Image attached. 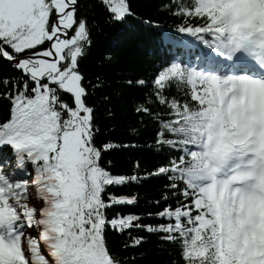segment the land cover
<instances>
[{
  "label": "snow or ice",
  "instance_id": "1",
  "mask_svg": "<svg viewBox=\"0 0 264 264\" xmlns=\"http://www.w3.org/2000/svg\"><path fill=\"white\" fill-rule=\"evenodd\" d=\"M101 3L109 24L132 15L128 0ZM162 10L178 21L161 31L171 59L126 86L144 90L134 114L164 163L143 179H165L164 194L146 217H110L139 201L110 190L142 178L103 163L121 146L97 143L89 101L106 85L81 69L96 25L80 0H0V61L15 73L0 77V264H137L121 255L148 242L134 231L175 245L171 264H264V0Z\"/></svg>",
  "mask_w": 264,
  "mask_h": 264
},
{
  "label": "trees",
  "instance_id": "2",
  "mask_svg": "<svg viewBox=\"0 0 264 264\" xmlns=\"http://www.w3.org/2000/svg\"><path fill=\"white\" fill-rule=\"evenodd\" d=\"M128 2L132 15L121 24H109L108 13L101 0H80L81 15H87L89 23L96 25L92 30L94 46L82 62L81 69L93 80L96 76L101 77L106 85L89 101L97 109L96 124L100 130L97 143L111 141L121 146L106 153L103 163L115 175L135 174L142 178L137 183L110 190L117 196H139L135 207L112 209L110 217L117 212H132L145 217L148 213H155L158 209L154 201L164 194L166 184L163 178L143 179L164 163L163 153L158 152L154 144V126L141 123V117L134 114L135 104L144 90L126 85L129 80H150L152 74L171 59L162 45L161 31L174 30L178 21L162 10L165 0ZM145 21H152L159 28L150 27ZM176 39L179 42L181 37L177 34ZM8 75H15L12 67L0 61V77ZM5 112L6 107H0V119ZM123 145L134 147L124 148ZM142 223L155 225L159 221L145 218ZM132 235H144L148 240L138 249L121 253L124 256H142L137 264H171L175 259V245L159 243L156 236H147L143 232L134 231ZM124 239L109 234L110 246L115 251H120Z\"/></svg>",
  "mask_w": 264,
  "mask_h": 264
}]
</instances>
